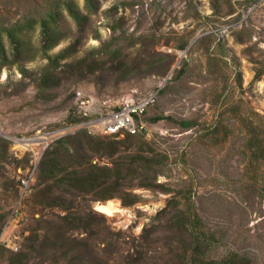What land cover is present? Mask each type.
Here are the masks:
<instances>
[{
	"label": "rangeland",
	"instance_id": "obj_1",
	"mask_svg": "<svg viewBox=\"0 0 264 264\" xmlns=\"http://www.w3.org/2000/svg\"><path fill=\"white\" fill-rule=\"evenodd\" d=\"M50 4L63 13L61 41L45 50L40 26L27 25L15 57L3 28L38 18ZM0 32L1 245L20 250L36 219L60 213L37 202L47 181L38 167L55 141L77 132L70 129L77 92L111 109L154 96L142 118L148 131L125 146L167 155L158 182L170 190L135 189L140 201L132 206L115 198L127 218L104 215L98 200L78 199L80 210L140 238L169 199L190 192L220 245L213 255L232 250L264 264V0H0ZM85 59L105 68L78 69ZM184 120L197 125L185 129Z\"/></svg>",
	"mask_w": 264,
	"mask_h": 264
},
{
	"label": "trees",
	"instance_id": "obj_2",
	"mask_svg": "<svg viewBox=\"0 0 264 264\" xmlns=\"http://www.w3.org/2000/svg\"><path fill=\"white\" fill-rule=\"evenodd\" d=\"M68 9L72 16L77 15L70 6ZM62 14L58 4H50L38 18L29 16L3 28L15 57L21 53L24 42L20 35L27 25L40 26L45 50L57 46L62 39L57 33ZM83 61L77 68L89 73L105 68V62L97 59ZM74 111L72 121L76 123L79 119ZM180 125L191 129L197 123L184 120ZM95 136L79 130L55 141L45 152L38 175L47 180L40 191L46 199L38 196L37 202L50 209L58 208L60 213L42 214L36 219L17 253L0 244L3 264H255L248 254L237 251L213 255L220 245L216 244L215 233L204 225L190 192L169 199L157 217L159 222L145 228L140 238L113 231L103 215L91 210L82 212L78 199L107 202L117 198L124 206H132L140 201L135 189L170 190L158 182L168 166L167 155L143 146L129 150L125 144L136 135L125 134L123 140ZM96 159L109 160L111 164L99 165ZM54 193L56 199H51Z\"/></svg>",
	"mask_w": 264,
	"mask_h": 264
},
{
	"label": "built area",
	"instance_id": "obj_3",
	"mask_svg": "<svg viewBox=\"0 0 264 264\" xmlns=\"http://www.w3.org/2000/svg\"><path fill=\"white\" fill-rule=\"evenodd\" d=\"M154 101V96L139 101L125 100L119 107L111 109L105 103L101 104L94 98L77 92L74 110L79 121L70 126V129L73 132L84 129L93 134L111 137L145 134L148 127L142 118ZM31 179L32 177L22 180L21 185L27 187ZM3 245L13 252L19 251V246L9 240L4 241Z\"/></svg>",
	"mask_w": 264,
	"mask_h": 264
},
{
	"label": "bare ground",
	"instance_id": "obj_4",
	"mask_svg": "<svg viewBox=\"0 0 264 264\" xmlns=\"http://www.w3.org/2000/svg\"><path fill=\"white\" fill-rule=\"evenodd\" d=\"M96 209L103 213L104 215L110 217V218H127V210L122 208L120 205L119 200H110L104 203H97ZM128 219L125 222H122L123 224L128 223Z\"/></svg>",
	"mask_w": 264,
	"mask_h": 264
}]
</instances>
